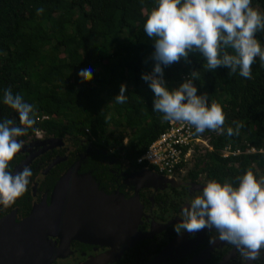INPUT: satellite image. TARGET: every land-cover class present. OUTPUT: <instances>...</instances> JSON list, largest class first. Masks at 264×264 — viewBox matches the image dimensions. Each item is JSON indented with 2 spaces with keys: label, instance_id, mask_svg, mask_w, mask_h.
<instances>
[{
  "label": "trees",
  "instance_id": "1",
  "mask_svg": "<svg viewBox=\"0 0 264 264\" xmlns=\"http://www.w3.org/2000/svg\"><path fill=\"white\" fill-rule=\"evenodd\" d=\"M155 6L156 0H0V89L10 87L31 103L35 121L39 114L52 116L43 126L123 148L137 164L168 123L152 111L154 94L141 79L153 66V41L143 24ZM251 6L264 13V0H252ZM37 8L44 11L37 15ZM256 36L264 47V30ZM87 62L94 71L82 79L77 73ZM203 65L199 53H190L187 61L165 67L164 78L169 87H178L195 70L198 93L223 108V128L241 125L232 136L214 130L195 134H211L207 180L235 183L245 170L264 174V152L230 158L220 153L228 144L264 149V66L254 60L252 78L245 79L238 71L229 75L225 67L213 71ZM121 84L127 101L116 104L112 99ZM14 116L0 105V117Z\"/></svg>",
  "mask_w": 264,
  "mask_h": 264
},
{
  "label": "clouds",
  "instance_id": "2",
  "mask_svg": "<svg viewBox=\"0 0 264 264\" xmlns=\"http://www.w3.org/2000/svg\"><path fill=\"white\" fill-rule=\"evenodd\" d=\"M251 4L252 0H156L143 24L144 33L153 41V66L141 75L154 94L153 112L163 114L164 120L185 122L195 134L205 130L238 134L241 125L224 129L222 106L209 103L206 94L198 93L193 83L198 79L195 70L178 87H169L164 68L181 58L187 61L190 53H199L207 70L225 67L229 75L238 71L240 77L251 79L254 60L264 66V47L256 36L264 30V13ZM43 11L37 8L36 14ZM93 71L94 65L87 62L77 75L83 79ZM126 92V85L121 84L112 100L125 103ZM0 105L14 110L20 125L0 117V207L7 208L26 192L33 177L27 166L13 171L10 161L23 147L18 137L36 121L33 105L10 87L0 89ZM180 216L174 225L177 235L208 229L216 233L210 244L219 240L233 246L242 264L256 261L264 250V174L245 170L235 183L211 179Z\"/></svg>",
  "mask_w": 264,
  "mask_h": 264
},
{
  "label": "flooded vegetation",
  "instance_id": "3",
  "mask_svg": "<svg viewBox=\"0 0 264 264\" xmlns=\"http://www.w3.org/2000/svg\"><path fill=\"white\" fill-rule=\"evenodd\" d=\"M14 119L20 126L17 116ZM50 120L49 114H39L33 127L18 137L23 147L10 161V166L16 172L30 167L33 177L26 192L15 203L0 207V221L9 217L15 225L30 216L36 206L49 207L57 182L79 162V175H89L105 194H118L126 202L130 201L126 204L129 211L125 216L138 221L139 233L151 235L132 246L121 247L65 237L64 233L49 235L47 247L38 246L37 255L27 264H43L42 258H50L48 264H148L182 235L184 237L174 244L160 264H242L233 246L219 240L209 243L210 237L216 236L214 231L202 229L180 235L174 231V225L181 220L182 209L208 182L204 166L212 148L211 134L199 135L190 163L185 161L168 177L148 165L134 163L123 148H106L91 142L88 135L74 136L64 128L43 126L52 122ZM86 131L90 135V130ZM247 264H264V250L256 261Z\"/></svg>",
  "mask_w": 264,
  "mask_h": 264
},
{
  "label": "water",
  "instance_id": "4",
  "mask_svg": "<svg viewBox=\"0 0 264 264\" xmlns=\"http://www.w3.org/2000/svg\"><path fill=\"white\" fill-rule=\"evenodd\" d=\"M191 153L189 151V156ZM78 168L79 162L57 182L49 207L36 206L30 216L15 225L9 217L0 221L2 264H27L33 261L38 246L47 247L49 235L64 233L65 237H76L111 247L132 246L139 239L151 235L139 233L138 221L125 216L129 211L126 204H130V201L126 202L118 194L107 195L100 191L89 175H79ZM153 180L159 182L156 177ZM183 237L174 241L148 264H160ZM41 262L48 264L51 259L42 258Z\"/></svg>",
  "mask_w": 264,
  "mask_h": 264
},
{
  "label": "built area",
  "instance_id": "5",
  "mask_svg": "<svg viewBox=\"0 0 264 264\" xmlns=\"http://www.w3.org/2000/svg\"><path fill=\"white\" fill-rule=\"evenodd\" d=\"M187 77L188 74L184 75L183 80ZM197 140L198 136L192 126L181 121H168L167 128L149 145L137 159V163L146 164L157 173L171 177L186 161L189 151L192 152V145ZM257 152H264V149H257L247 143L245 148L228 144L220 153L223 158H230Z\"/></svg>",
  "mask_w": 264,
  "mask_h": 264
},
{
  "label": "crops",
  "instance_id": "6",
  "mask_svg": "<svg viewBox=\"0 0 264 264\" xmlns=\"http://www.w3.org/2000/svg\"><path fill=\"white\" fill-rule=\"evenodd\" d=\"M167 122H168V121H167ZM198 137H199V136H198ZM125 140H126V139H125ZM194 144H195V143H194ZM194 144H193V145H194ZM193 145H192V148H193ZM211 150H212V148H211ZM187 158H188V157H187ZM186 162H189V163H190V156H189V160L186 159Z\"/></svg>",
  "mask_w": 264,
  "mask_h": 264
},
{
  "label": "rangeland",
  "instance_id": "7",
  "mask_svg": "<svg viewBox=\"0 0 264 264\" xmlns=\"http://www.w3.org/2000/svg\"><path fill=\"white\" fill-rule=\"evenodd\" d=\"M108 258V256H106V259Z\"/></svg>",
  "mask_w": 264,
  "mask_h": 264
}]
</instances>
